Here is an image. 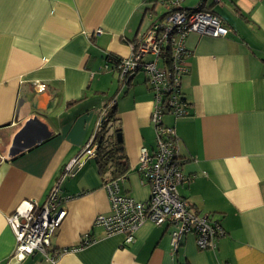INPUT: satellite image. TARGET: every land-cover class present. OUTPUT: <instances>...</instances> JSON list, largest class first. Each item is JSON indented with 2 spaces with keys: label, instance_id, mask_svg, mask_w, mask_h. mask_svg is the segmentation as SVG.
<instances>
[{
  "label": "crops",
  "instance_id": "1",
  "mask_svg": "<svg viewBox=\"0 0 264 264\" xmlns=\"http://www.w3.org/2000/svg\"><path fill=\"white\" fill-rule=\"evenodd\" d=\"M170 1L0 0V264H264V0L207 2L231 32L186 38L189 115L164 118L179 139L183 173L192 177L181 197L226 231L217 249L201 251L188 236L173 256L168 225L145 223L130 244L95 225L99 215H111L108 178L97 169L98 155L84 157V149L99 135L107 140L104 128L120 130L108 141L120 139L126 156L121 193L150 197L137 163L142 147H156L154 96L143 73L123 86L108 58L130 57ZM190 1L178 8L199 2ZM115 101L113 117L96 129ZM29 118L45 124L49 137L8 159L11 136ZM79 158L77 171L66 173ZM58 185L71 199L52 238L55 259L35 253L17 260L8 217L24 201L44 203Z\"/></svg>",
  "mask_w": 264,
  "mask_h": 264
},
{
  "label": "built area",
  "instance_id": "2",
  "mask_svg": "<svg viewBox=\"0 0 264 264\" xmlns=\"http://www.w3.org/2000/svg\"><path fill=\"white\" fill-rule=\"evenodd\" d=\"M183 0H171L169 12L150 26L146 33L131 46V55L113 65L122 85L138 73H143L154 96L151 125L155 130L156 147H142L137 170L150 186V197L138 201L122 194L119 182L108 184L105 189L111 206V215H99L95 225L104 227L108 236L124 235L127 243L134 241L135 232L145 223L173 227L171 233L172 255L178 254L183 240L193 236L201 251H215L218 241L226 236L221 223L210 216H202L181 197L179 188L190 183L192 177L183 173L179 139L175 128L164 124L171 116L178 120L189 115V103L183 93V79L189 74L188 51L185 40L191 33L212 38L226 37L231 30L220 16L206 5L211 0H199L191 8H178ZM215 3L221 0H212ZM100 34L101 31H98ZM109 62V61H108ZM110 63V62H109ZM110 65L105 66L109 71ZM116 103V101H115ZM114 102L111 105L115 104ZM107 123L103 117L99 125ZM92 140L84 149V157L95 158L101 143ZM80 163L72 161L65 169L70 173ZM70 196H60V186L54 187L44 203L27 200L8 217L16 248L14 257L23 260L39 253L48 260L52 238L67 215L63 204ZM88 236L83 244L88 243ZM64 254L61 253V255Z\"/></svg>",
  "mask_w": 264,
  "mask_h": 264
},
{
  "label": "trees",
  "instance_id": "3",
  "mask_svg": "<svg viewBox=\"0 0 264 264\" xmlns=\"http://www.w3.org/2000/svg\"><path fill=\"white\" fill-rule=\"evenodd\" d=\"M121 60L122 59L115 58L112 55H110L108 58V61L110 63H113V65L119 63ZM130 83L131 82H129L123 86H129ZM108 107H110V111H111L110 114H112V116L111 115L109 117L107 116V119L110 120L113 117V112H115L116 103L113 106L110 103ZM104 130H105V132H104L105 135H107V140L104 141L103 136H101V135L98 136V139L102 140V143H101L100 149L98 151L97 165H98L99 173H100V175L103 176V179L108 178L104 182V186H107L108 184H111V183L117 181L118 179H121L124 176V174L127 172V168H125L126 156L120 155V151L122 149L121 148L122 144L118 143V140L115 143H112L111 141L109 142L108 141V132L109 131H106L107 130L106 128H104ZM118 133H120V130L114 131V134H111V135L114 137ZM104 142H106L108 144V146H110L112 144L113 149H111L109 152H107V150L103 146V145H107V144ZM122 159H123V161H122ZM109 171H111V173L109 175H107V173H109Z\"/></svg>",
  "mask_w": 264,
  "mask_h": 264
},
{
  "label": "water",
  "instance_id": "4",
  "mask_svg": "<svg viewBox=\"0 0 264 264\" xmlns=\"http://www.w3.org/2000/svg\"><path fill=\"white\" fill-rule=\"evenodd\" d=\"M48 137L49 133L47 126L39 120L29 118L23 121L11 136L10 144L7 147V158L11 159L19 155L21 152L45 141ZM119 137L120 136L117 135V138ZM77 167L78 166H75L73 170L74 173L77 171Z\"/></svg>",
  "mask_w": 264,
  "mask_h": 264
},
{
  "label": "rangeland",
  "instance_id": "5",
  "mask_svg": "<svg viewBox=\"0 0 264 264\" xmlns=\"http://www.w3.org/2000/svg\"><path fill=\"white\" fill-rule=\"evenodd\" d=\"M190 2H192V0H191ZM193 2H194V0H193ZM197 2H198V0H197ZM197 2H196V3H197ZM194 6H195V5H194ZM194 6H193V7H194ZM142 75H143V74H142ZM140 77H142V76H140ZM101 120H102V119H101ZM101 120L99 119V123H100ZM108 121H109V120H108ZM99 123L96 125V129H97V127L99 126ZM107 123H108V122H107ZM107 123H105V124H107ZM110 126H111V125H110ZM110 126H109V127H110ZM111 129L114 130L113 127H110L109 132H110L111 134H114V131H112ZM109 132H108V133H109ZM96 160H97V159H94V161H96ZM94 161H93V162H94ZM96 164H97V163H96ZM96 167H97V166H96ZM97 169H98V168H97Z\"/></svg>",
  "mask_w": 264,
  "mask_h": 264
}]
</instances>
